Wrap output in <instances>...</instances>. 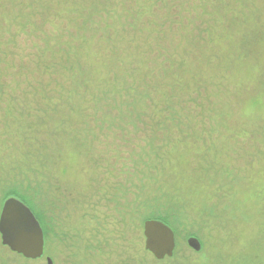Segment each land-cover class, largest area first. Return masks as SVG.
<instances>
[{
	"label": "rangeland",
	"instance_id": "obj_1",
	"mask_svg": "<svg viewBox=\"0 0 264 264\" xmlns=\"http://www.w3.org/2000/svg\"><path fill=\"white\" fill-rule=\"evenodd\" d=\"M18 196L44 252L0 264H264V0H0V210Z\"/></svg>",
	"mask_w": 264,
	"mask_h": 264
},
{
	"label": "water",
	"instance_id": "obj_2",
	"mask_svg": "<svg viewBox=\"0 0 264 264\" xmlns=\"http://www.w3.org/2000/svg\"><path fill=\"white\" fill-rule=\"evenodd\" d=\"M144 249L160 260L170 257L175 247L173 230L157 219L143 222ZM0 241L14 253L28 259H37L44 252V234L39 221L31 209L21 200L8 197L0 210ZM187 244L194 250L200 243L194 236L187 238ZM48 264L51 263L46 258Z\"/></svg>",
	"mask_w": 264,
	"mask_h": 264
},
{
	"label": "trees",
	"instance_id": "obj_3",
	"mask_svg": "<svg viewBox=\"0 0 264 264\" xmlns=\"http://www.w3.org/2000/svg\"><path fill=\"white\" fill-rule=\"evenodd\" d=\"M18 197H20V196H18ZM19 200H21L25 205H27V206L31 209V207L28 205V203H27L26 201H24V199H23L22 197H20ZM31 211L33 212V214L35 215L36 219L39 221V223H40V225H41V222H40V220L38 219L37 215L34 213V211H33L32 209H31ZM152 218H153V219L160 220V221L164 222L165 224H167V225L169 226V223H168L167 219L164 218V217H160V216H152ZM169 227H170V226H169Z\"/></svg>",
	"mask_w": 264,
	"mask_h": 264
}]
</instances>
